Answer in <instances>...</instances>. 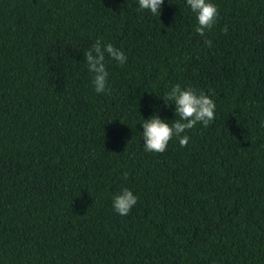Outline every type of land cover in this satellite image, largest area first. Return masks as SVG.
<instances>
[{
	"label": "trees",
	"instance_id": "obj_1",
	"mask_svg": "<svg viewBox=\"0 0 264 264\" xmlns=\"http://www.w3.org/2000/svg\"><path fill=\"white\" fill-rule=\"evenodd\" d=\"M211 2L201 37L186 0L159 17L138 0H0V264H264V0ZM97 39L127 57L106 56L99 94ZM176 84L215 119L147 152L143 120L178 119L161 99ZM124 188L138 202L121 216Z\"/></svg>",
	"mask_w": 264,
	"mask_h": 264
},
{
	"label": "clouds",
	"instance_id": "obj_2",
	"mask_svg": "<svg viewBox=\"0 0 264 264\" xmlns=\"http://www.w3.org/2000/svg\"><path fill=\"white\" fill-rule=\"evenodd\" d=\"M164 0H138L141 10H147L158 17ZM186 5L196 14L197 27L195 32L204 37L206 32L211 31L218 19V9L211 0H186ZM223 32H227L225 27ZM205 45L211 47V41L205 39ZM107 58L118 62L123 66L127 60L122 50L111 43L104 44L97 39L91 48L84 53V60L88 71L93 74L92 83L96 93H104L108 89V71L106 69ZM164 107L174 106V115L171 123L152 115L143 120V148L147 152L163 153L167 150L169 142L175 137L181 147L187 146L190 137L185 133L194 128L198 123L208 127L215 119L216 104L204 92L192 87L182 88L176 84L171 87L163 98ZM127 179V173L124 174ZM138 197L127 188L116 194L112 200L113 210L121 216H126L137 204Z\"/></svg>",
	"mask_w": 264,
	"mask_h": 264
}]
</instances>
